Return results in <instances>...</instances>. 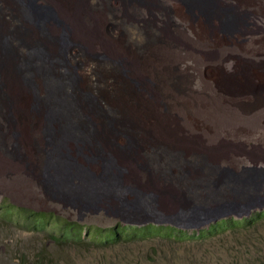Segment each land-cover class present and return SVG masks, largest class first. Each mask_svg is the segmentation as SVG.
I'll list each match as a JSON object with an SVG mask.
<instances>
[{
  "label": "rangeland",
  "instance_id": "1",
  "mask_svg": "<svg viewBox=\"0 0 264 264\" xmlns=\"http://www.w3.org/2000/svg\"><path fill=\"white\" fill-rule=\"evenodd\" d=\"M10 1L9 6L8 0H0L3 65H12L4 50L16 36L22 41L23 25H42L52 39L69 41L65 27L60 28L66 24L44 21L42 0L32 5L30 13L23 0ZM152 1L153 5L140 10L131 7L130 0H97L96 6L109 11L111 33L120 19L127 26L141 21L145 29L164 35L157 73H164L167 79L163 83L154 74V80L148 79L152 87L145 93L155 105L167 109L168 126L155 122L146 105L116 77L107 52L89 41L83 43L87 48L83 63L74 56L80 49L74 51L72 46L52 52L63 61L71 83H51L46 90L54 95L49 98L39 90V83L23 85L21 79L0 68V102L10 100L17 119L21 118L33 138L31 141L24 129L10 128L0 118L4 136L0 148L6 155L0 154V208L8 200L17 207L55 216L39 232L29 230L24 219L23 224H0V264H41V260L42 264H228L236 259L241 247L236 250L233 237L223 242L215 239V246L213 240L182 243L178 260L169 250L160 255L152 251L150 247L160 239L120 241L91 250L58 245L55 239L68 220L105 229L118 221L133 224L149 219L195 228L230 214H246L255 206L264 207V0ZM124 34L129 45L130 32ZM32 43L50 53L41 42ZM77 80L83 89L75 85ZM95 102L103 108L95 109ZM39 110L40 120L47 121L35 133ZM65 130L72 138L63 140L62 147H69L75 157L84 148L81 159L94 165L88 178H75L64 169L46 170V166L38 171L31 166L35 154L39 159L44 154L62 157L57 143ZM175 182L178 185H171ZM114 196H119V204L110 201ZM145 199L157 203V208L143 204ZM208 206L212 212H205ZM130 207L138 210L136 217L127 212ZM237 259L246 264L253 258Z\"/></svg>",
  "mask_w": 264,
  "mask_h": 264
},
{
  "label": "bare ground",
  "instance_id": "2",
  "mask_svg": "<svg viewBox=\"0 0 264 264\" xmlns=\"http://www.w3.org/2000/svg\"><path fill=\"white\" fill-rule=\"evenodd\" d=\"M39 1L41 0H26V1L23 0V5L25 9L28 10L30 13L34 9L32 5L35 3H38ZM42 1L44 2V6H45L44 21L47 24L50 22L52 23L58 22L64 25L66 24L65 26H61L60 28L63 29L65 27L64 28V31L66 33L65 35L69 36V41L62 40V39H58V40L52 39L47 33L46 29L44 27H41L42 25L35 26L34 28H27L28 26L25 28V26L23 25L22 41L20 38L16 36L15 40L11 42L10 46L4 50V53L7 59L12 62V65L10 64L11 66H7L5 64L6 65L5 66L0 61V68L2 69L3 72L11 73L12 76L21 79V81L23 82V85H27L28 83H32V84L39 83L40 85L39 90L43 92V95H47L46 97L49 98L54 95L53 92L49 93L46 90V88L49 89V87L53 86V84L51 83L58 82V81L69 82L68 77L64 73L65 65L63 61L61 60L60 57H55L52 54V52L61 53L63 50H67L69 46H72L74 48V51L76 49L77 50L80 49V53L78 54L76 52L77 55L75 54L74 56H76L75 58L78 61H81L83 63V60H84L83 55L85 56L86 55L85 53L87 52V51L85 52L86 46L83 43L86 40V41H89L95 47L105 50L107 52L106 56L108 57L110 62L113 64L116 77H118L120 81L122 82V84L126 86V88H128L132 92L131 94L134 96V98L139 103H141L142 105H146V108L149 109V112L155 118V122H157L161 127L168 126L167 123H168V119L170 118H169V112L167 111V109L164 106H162L160 103L158 105H155L150 94L145 93V90L147 88L152 87V83L148 79L151 78V80H154L152 79L153 76H155L154 74H156V79L158 81L159 80L163 81V83L165 82V79H167V76L164 73L162 72L159 74L157 73L158 72L157 69L159 66L157 65L158 63L157 59L159 57V54L162 52L161 51L162 49L159 46L164 45L162 44L163 42L162 36H164L163 34L155 30L152 31V30L145 29L141 21L127 26L126 22L125 24H122L120 22V19L118 20V23L114 26V32L113 31L112 33L109 32L108 26H110V23H111L110 21L111 19L109 17L110 16L109 11L104 7L99 9L96 6L97 0H42ZM12 4L13 2L8 0V5L10 6ZM128 4L131 7L135 8L136 10L137 9L140 10L142 8L141 6L144 7L145 5H153V1L152 0H130ZM11 17H13L12 13H11ZM125 31L130 32L128 36L129 45L125 43V40L127 38V36L124 34ZM26 39L30 41L29 45H26ZM36 41L41 42L42 46H44L45 49H47L50 53L45 54L46 52L43 53L40 48H37L32 43ZM140 50H143V51L138 52ZM1 52L2 51H0V55H1ZM71 67H74V65L73 66L71 65ZM168 68L166 69L168 70ZM44 71L46 72V74L44 75V77H41V73H43ZM81 73L82 75L86 74L83 72ZM37 78H39L40 81H38ZM74 82L78 88L80 87V89H83V87L81 88L79 80L74 81ZM70 83L71 82H69V84ZM44 85H46V87H44ZM66 94H68L69 96L74 95V94L76 96H79L76 93H66ZM79 94H83L86 96V93L85 94L79 93ZM6 101L8 102V104L4 103L5 105L4 104L2 105L3 101L0 102V118L3 117L7 125L10 126V128L16 127L21 132L24 129L27 132V135L29 136L30 140L32 141L33 139L32 133L28 131L27 129L23 128V123H21V118L17 119L16 113L14 111V108L10 100L7 99ZM88 103L93 104L92 100H89ZM33 105H35V103ZM95 105H96L95 109L97 110H101L103 108L101 104H98L96 102H95ZM4 109L5 110L7 109L8 111L7 114H5L6 112L4 111ZM41 110L44 111V107H41ZM41 110H39V113L36 114V116L40 115V112H42ZM36 116H34V118ZM30 117L32 120L33 116H30ZM52 120H53L54 125L56 126L55 117H53ZM34 121L37 123V126L33 125L34 127L33 129H34V132L37 133L39 128L41 130L42 126H44V124L46 123L45 121H47V118L44 121L42 119L40 120V116H39V117H36ZM2 129H3V126L0 123V147L2 145L1 137H4L3 134L1 133ZM65 132H66V135H64V133L62 134L63 136L61 135L64 138L61 139L57 143L58 147L60 146L59 151L62 152V157L60 156L57 157L52 154H44V157L39 159L35 154V160H34V163L31 164V166L37 167L35 169L38 171L41 169V167L43 170L44 167L46 166H48L46 170H52L51 168H53L54 170L61 171L64 169L66 173L74 176L75 178L76 176L78 177L80 176L83 179L88 178L89 172L91 173V169L93 168L94 165L90 164L88 161L86 162V160L84 161L83 159H81L83 157L84 148H80L81 149L80 153H74L78 158H80L81 160L80 161L77 157L73 155V153H71V149H69V147H67L66 149L62 147L63 140L67 138L71 140L72 138L71 137L72 134L70 133V131L67 132L65 130ZM51 135H53L52 132H51ZM72 143H75V142H72ZM0 154L5 155L1 148H0ZM38 165L40 167H38ZM124 178L126 177H123L122 180L126 181L124 180ZM127 186H128V183H127ZM72 192H75V191L73 190ZM114 197H115L114 200L110 198V201H113L114 203L119 204V201H118V199H120L119 196H114ZM83 202L86 204H89L87 203L86 199ZM141 202L146 205L147 204L152 205V206L154 205V207L156 208L158 206L157 203L156 204L155 202L153 203L152 200L150 199L141 200ZM122 203L124 204V202ZM126 210H128L127 212L131 213L133 217L137 216L136 214L138 210L133 211L134 208L132 209L127 208ZM150 222L158 223V224L173 223L178 227H183L172 221H161V220L158 221L154 219H149V220H145L141 222L137 221V222H133V224L129 221H126L125 223L132 224V225H143V224H147Z\"/></svg>",
  "mask_w": 264,
  "mask_h": 264
},
{
  "label": "trees",
  "instance_id": "3",
  "mask_svg": "<svg viewBox=\"0 0 264 264\" xmlns=\"http://www.w3.org/2000/svg\"><path fill=\"white\" fill-rule=\"evenodd\" d=\"M224 18H228V12H225ZM206 171L211 173L212 169L207 166ZM193 182L191 181L190 184L192 185ZM171 185L178 184L175 182ZM182 191L189 193L186 188H182ZM0 210V224L2 226L9 222L23 224L24 219L27 221L26 226L29 230L38 232L47 227L50 217H55L44 212H35L17 207L8 200L4 201ZM204 210L207 213L212 212L210 206L204 207ZM262 210H264V207L255 206L246 214H230L195 228L178 227L173 223L158 224L150 222L143 225H132L126 224L124 221H118L116 226L105 229L88 227L77 220L73 222L68 220L64 222L60 237L55 239L58 245H74L78 250L82 247L88 250L95 247L104 248L120 243V241L131 243L148 239H160L161 241L157 245L150 247L152 251L160 255V253L169 250L174 253L172 258L178 260V250L181 248L182 243L191 244L196 241L207 242L213 240L212 245L215 246V239L218 242H223L227 238L233 237L236 241V250L241 247L238 250L239 253L236 259L239 257L246 259L250 255L253 258L252 263L247 261L246 264H264V247L261 246L264 245V211ZM227 251L232 255L231 248L228 247ZM235 260L228 264H241L240 260ZM188 261L191 260L188 259ZM37 264H40V261Z\"/></svg>",
  "mask_w": 264,
  "mask_h": 264
}]
</instances>
